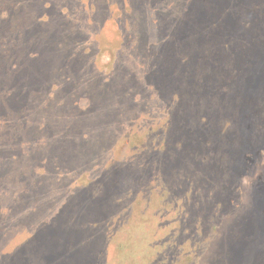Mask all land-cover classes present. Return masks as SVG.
<instances>
[{
	"label": "rangeland",
	"instance_id": "374dc122",
	"mask_svg": "<svg viewBox=\"0 0 264 264\" xmlns=\"http://www.w3.org/2000/svg\"><path fill=\"white\" fill-rule=\"evenodd\" d=\"M11 124L0 264H264V0H0Z\"/></svg>",
	"mask_w": 264,
	"mask_h": 264
},
{
	"label": "crops",
	"instance_id": "0c3cea01",
	"mask_svg": "<svg viewBox=\"0 0 264 264\" xmlns=\"http://www.w3.org/2000/svg\"><path fill=\"white\" fill-rule=\"evenodd\" d=\"M36 66H37V68L35 70H38V67L41 66V62L39 60H37ZM27 73H31L30 69H27ZM49 78H51V77H49ZM40 79H41V76L37 72H35L34 75L30 76L26 80L25 86H27L28 83H32L34 81H40ZM43 83L45 84V82H43ZM10 102H8V103H10ZM13 125L14 124H11L9 126L8 133L5 132V134H4V132H3V133L0 134V136L7 137V138H10V139L15 137V129H14ZM12 143H14V142L6 141V142L0 143V144H3L0 147V160L2 161L1 163H4V164H9V163H12V162L13 163H20V162H24L25 160L28 159V157L25 154L26 152H28V149L24 148L23 146H21V151H20L19 154H15V152L13 154H10L9 153V149L12 148L14 150V148H13L14 144L11 145ZM55 147L56 146H50L49 148L52 151L53 148H55ZM20 164H23V163H20Z\"/></svg>",
	"mask_w": 264,
	"mask_h": 264
}]
</instances>
